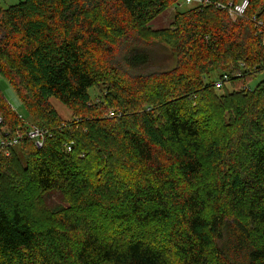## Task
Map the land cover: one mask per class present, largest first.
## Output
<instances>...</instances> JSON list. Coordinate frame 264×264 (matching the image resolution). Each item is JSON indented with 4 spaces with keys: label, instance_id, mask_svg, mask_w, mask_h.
Wrapping results in <instances>:
<instances>
[{
    "label": "trees",
    "instance_id": "trees-1",
    "mask_svg": "<svg viewBox=\"0 0 264 264\" xmlns=\"http://www.w3.org/2000/svg\"><path fill=\"white\" fill-rule=\"evenodd\" d=\"M182 1L0 6V74L33 122L34 107L49 119L41 148L27 136L0 144V264H264V78L250 86L264 74V0L236 19L216 4L240 0ZM173 5L170 24L151 30ZM148 34L175 66L142 46ZM101 81L112 89L96 101ZM217 90L253 94L231 97L244 126L225 150L197 115ZM53 97L77 118L63 121ZM0 116L11 135L28 125L1 88ZM55 191L67 204L41 224L39 201Z\"/></svg>",
    "mask_w": 264,
    "mask_h": 264
},
{
    "label": "rangeland",
    "instance_id": "rangeland-1",
    "mask_svg": "<svg viewBox=\"0 0 264 264\" xmlns=\"http://www.w3.org/2000/svg\"><path fill=\"white\" fill-rule=\"evenodd\" d=\"M19 1L20 0H0V6L8 7L9 5L15 4ZM193 5L194 3H188V2H185V0H183L182 7L180 6V8L191 7ZM174 10L175 9L173 5L171 8L168 9V11H166L165 13H163L162 15L158 16L156 19L151 21L152 23L151 30L158 29L161 27H167L171 22ZM150 35L152 34L146 35L145 37H143V41L142 40L140 41L142 43V46L149 47L151 51V56L154 57L156 61H158V63H160L161 65L165 67L175 66L176 58L172 56L169 47L162 45V44L154 46V44L150 40L147 39V38L151 39ZM148 69L149 68H146L144 70H148ZM213 72L214 71L210 72L211 73L210 75L214 74ZM214 78H215V75H214ZM263 78H264V74L260 75L256 80L250 83V86L253 88L256 87L257 83L260 82ZM112 84L113 82L111 83L109 87L108 81H101L97 86H95L93 90L91 89L94 99L96 101H100L102 99L101 98L102 91L108 93L107 88L111 90ZM0 88L5 94L12 108L17 113H19L21 116H23V118L26 121H28V123L35 124L40 128L48 129L46 127L39 125L40 123V124L48 126L49 124L48 117L45 116V114H43L39 109L34 107L33 110L35 112V117H31V118L37 121L38 123L33 122L30 119L29 117L30 114L26 106L24 105L23 101L19 97L18 93L15 91V89L13 88L8 78L2 74H0ZM245 88L250 89L248 87H245ZM229 92H232L231 87H229ZM222 93H223L222 91L217 90V93H216L217 98L215 100H209V98H204L202 103L198 102L199 103L198 105L200 106V108L198 109L199 112L197 113V115L200 117L199 122L202 127V133L204 137L217 139L221 143L223 150H225V148L227 147L234 146L233 145L234 140L229 139V137H227L229 136L230 130L235 129L236 131L237 128H239L240 126H244V124H242L243 116L237 119V116L235 115V104L233 103V101H231L232 99L231 97L233 96V98H235L236 96H238L237 98L239 100H241L242 102H245L246 99L253 97V94L251 95V92L243 93L241 91H237L235 94L234 93L227 94L228 96H231V97L225 98L221 96ZM51 103L56 108V110L61 114V115L59 114V116L61 117L63 121L70 122L72 120H75L76 116L74 115L76 114L73 111H71V109L67 107L65 104H63L60 100L53 97L51 98ZM101 115L111 118L112 116H114V113L107 109V110L102 111ZM220 118L224 119L223 122L225 125H228V127H225L222 124V122H220ZM4 130H6V126L1 127L0 135H2V132ZM0 139H1V136H0ZM25 161H26V158L24 154H22V152L18 150L17 156L15 157L14 165L16 164L17 166L22 167L25 164ZM22 194L26 196L27 191H24V193ZM31 195L35 196L36 192H35V195L34 193ZM63 199L64 198H62L61 194H58L57 191H55L50 197L46 199H42V198L40 199L39 203L41 204L42 213L41 211H39L36 215L38 216V220L40 221L41 224L47 223V222H54L53 220H55V217L58 214L56 212V210L58 209L57 204H59L60 202L63 203L64 205L67 204V202L64 201ZM66 208L69 209V205Z\"/></svg>",
    "mask_w": 264,
    "mask_h": 264
},
{
    "label": "built area",
    "instance_id": "built-area-1",
    "mask_svg": "<svg viewBox=\"0 0 264 264\" xmlns=\"http://www.w3.org/2000/svg\"><path fill=\"white\" fill-rule=\"evenodd\" d=\"M188 3H194V4H208L210 0H185ZM218 6H221L222 8H226L230 15L236 19L237 17H241L246 13V10L249 5V0H240L237 3L230 2L229 6H226L225 4H216ZM229 79V74L224 73L217 80H215V87L218 89H221ZM2 117L0 116V122H2ZM28 123V122H27ZM5 134L4 136H1L0 144L1 145H13L19 142V139L22 138V136H27L30 140L33 141L35 146L37 148H41L44 140L46 139V136L49 134L48 129L40 128L35 124L28 123L26 126L24 132L18 130L16 135H11L10 131L6 128L4 130ZM24 134V135H23ZM73 142H70V144H67V151L70 152L72 150ZM8 153V152H7Z\"/></svg>",
    "mask_w": 264,
    "mask_h": 264
}]
</instances>
